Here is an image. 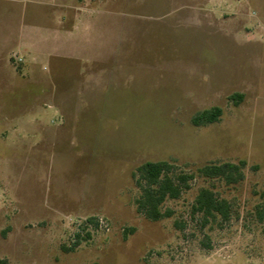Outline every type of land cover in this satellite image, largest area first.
Segmentation results:
<instances>
[{
  "label": "rangeland",
  "instance_id": "obj_1",
  "mask_svg": "<svg viewBox=\"0 0 264 264\" xmlns=\"http://www.w3.org/2000/svg\"><path fill=\"white\" fill-rule=\"evenodd\" d=\"M65 2L90 10L72 43L27 55L23 74L0 69V259L264 264V0ZM214 107L219 121L192 123ZM148 161L194 176L158 221L137 210L133 173ZM240 161L236 184L199 174ZM203 188L229 221L194 212Z\"/></svg>",
  "mask_w": 264,
  "mask_h": 264
},
{
  "label": "trees",
  "instance_id": "obj_2",
  "mask_svg": "<svg viewBox=\"0 0 264 264\" xmlns=\"http://www.w3.org/2000/svg\"><path fill=\"white\" fill-rule=\"evenodd\" d=\"M221 116L222 109L214 107L199 112L193 117L192 123L196 126L213 124L219 121ZM245 167V161L211 163L201 167L199 174L207 178H221L228 184H236L245 178ZM173 168L172 163L168 161H148L140 165L133 173V178L141 189V195L136 201L137 210L150 220L158 221L170 216V211H162L164 202L169 198H179L185 190L189 189V183L194 176L184 173L176 174ZM193 210L202 213L204 223H208L211 219L229 221L231 218L229 202L226 199H220L213 190L208 188L200 190ZM89 221L94 222L95 219L91 218ZM0 264H8V262L0 259Z\"/></svg>",
  "mask_w": 264,
  "mask_h": 264
},
{
  "label": "crops",
  "instance_id": "obj_3",
  "mask_svg": "<svg viewBox=\"0 0 264 264\" xmlns=\"http://www.w3.org/2000/svg\"><path fill=\"white\" fill-rule=\"evenodd\" d=\"M42 4L37 2L38 7L31 10L26 6L18 14L9 5H0L1 70H16L23 74L27 69V55H31L34 61L37 54L57 56L61 46H66V42L72 43L73 33L78 30L79 25H87L84 14L90 10L86 6H75L65 0ZM43 6H48L51 14L48 11L45 13L47 9H43ZM53 14H57L56 22L47 21L48 18L55 17ZM9 17L14 18L13 23L8 20ZM16 56L22 61L19 62Z\"/></svg>",
  "mask_w": 264,
  "mask_h": 264
},
{
  "label": "built area",
  "instance_id": "obj_4",
  "mask_svg": "<svg viewBox=\"0 0 264 264\" xmlns=\"http://www.w3.org/2000/svg\"><path fill=\"white\" fill-rule=\"evenodd\" d=\"M17 60H18L19 62H21V61H22V59H21V58H17Z\"/></svg>",
  "mask_w": 264,
  "mask_h": 264
}]
</instances>
